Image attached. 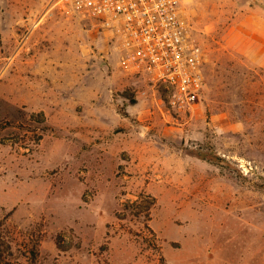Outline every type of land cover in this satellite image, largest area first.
I'll list each match as a JSON object with an SVG mask.
<instances>
[{"label": "rangeland", "instance_id": "obj_1", "mask_svg": "<svg viewBox=\"0 0 264 264\" xmlns=\"http://www.w3.org/2000/svg\"><path fill=\"white\" fill-rule=\"evenodd\" d=\"M186 111L67 0H0V264H264V0H190Z\"/></svg>", "mask_w": 264, "mask_h": 264}, {"label": "built area", "instance_id": "obj_2", "mask_svg": "<svg viewBox=\"0 0 264 264\" xmlns=\"http://www.w3.org/2000/svg\"><path fill=\"white\" fill-rule=\"evenodd\" d=\"M189 1L67 0L116 39L120 66L163 86L176 111L192 108L204 87L203 53L184 16Z\"/></svg>", "mask_w": 264, "mask_h": 264}]
</instances>
